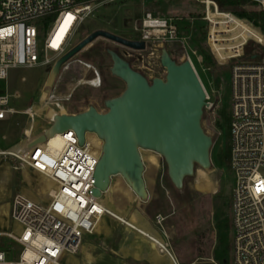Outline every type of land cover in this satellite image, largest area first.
Masks as SVG:
<instances>
[{"label":"built area","instance_id":"built-area-1","mask_svg":"<svg viewBox=\"0 0 264 264\" xmlns=\"http://www.w3.org/2000/svg\"><path fill=\"white\" fill-rule=\"evenodd\" d=\"M116 0H0V91L1 83L8 80L10 70L35 67H54L56 77L48 83L40 98L41 107L31 106L23 112L11 107L16 94L0 95V122L16 115L30 121L25 131H35V122L41 111H51L52 121L56 105H64L68 114L76 92L82 88L100 89L104 79L92 64L81 59L67 60L74 40L86 19L102 5ZM264 11V0H248ZM204 8L200 17L156 18L147 13L136 32L143 43H160L161 46H180L189 61V45L194 36L205 33L208 50L220 66L232 70L231 166L235 184L231 195L232 254L234 264H264V57H248L247 48L254 44L264 47V34L237 15L222 10L212 0H196ZM44 43L43 33L51 24ZM45 19H51L44 22ZM200 21L206 29L198 31ZM39 51L45 54L42 58ZM51 57H47V54ZM192 53L196 55V52ZM195 69V67H194ZM196 71V70H195ZM72 75L67 90L64 79ZM209 106L213 109L210 97ZM97 109V108H96ZM98 110V109H97ZM99 111V110H98ZM100 112V111H99ZM64 147L53 151L49 143L31 150L0 149V166L6 160H14L47 181L55 192H48L50 200L41 203L23 193L12 199L11 219L19 226V232L0 233L21 248L18 258L8 261L12 250L8 244L0 247V264H61L64 254L77 256L83 248L84 238L94 233L101 214L100 204L94 196L95 171L99 158L81 147L74 132L63 135ZM94 220V221H93ZM163 220L158 218V224ZM163 242V241H162ZM160 252L172 264H179L168 243H156Z\"/></svg>","mask_w":264,"mask_h":264},{"label":"rangeland","instance_id":"rangeland-1","mask_svg":"<svg viewBox=\"0 0 264 264\" xmlns=\"http://www.w3.org/2000/svg\"><path fill=\"white\" fill-rule=\"evenodd\" d=\"M147 13L156 18L186 19L200 17L204 14V8L196 0H116L100 6L80 28L67 60L81 59L92 64L104 79L103 87L80 88L68 106L69 113H82L91 105L100 113H106L105 101L116 98L125 91V83L111 74L113 64L107 54L108 49L122 54L123 58L132 64L134 70L149 80L166 78V71L160 64L161 49L167 48L171 51L172 58L178 63L186 61L182 59L185 51L180 46L168 47L161 46L158 42H142L135 26ZM54 19L55 16L47 32L42 34L40 44L44 43ZM196 27L200 32L206 29L200 21L197 22ZM255 29L260 31L258 27ZM205 33L206 31L202 33V37L194 36L188 52L197 75L210 97V103L215 107L205 110L202 120L204 131L214 141L211 150V168L203 170L197 167L194 177L188 178L183 190L179 191L168 176L165 160L155 153L144 151L142 156L145 163L159 168L154 172L157 182L156 187L152 186L153 197L147 203H143L119 183L118 193L110 190L98 201L100 204L107 202L113 209L125 213L129 219L136 215L139 222L153 229L163 242L170 245L179 264H218L214 256L217 246V218L226 214L232 220L231 195L235 184V175L231 166L232 70L231 67L220 66L216 62L206 46ZM138 43H143L144 46L137 48L135 44ZM192 51L196 52V55ZM256 54L258 61L262 60L264 47L257 50ZM39 56L44 58L45 54L39 51ZM51 56L47 54V57ZM71 76L67 75L64 79V92L70 84ZM55 77L54 67L13 69L9 71L8 80L1 83L0 95L16 94L17 97L12 100L11 107L19 112L31 106L40 108L42 93L46 85L52 83ZM56 109L58 114H68L64 105L56 106ZM40 115L41 117L35 122V131L31 134V139L25 137V131L30 126L27 117L16 115L1 121L0 149L25 151L51 126V111H41ZM215 121L217 124H214ZM29 134L30 131L28 136ZM88 140L99 143V140L91 135L88 136ZM261 172L264 176V170ZM51 191L55 192V189L50 190L45 178L27 167H21L14 160H6L0 166V233L19 232V226L11 219L12 199L16 194L23 193L37 202L48 203L50 200L48 192ZM158 218L163 220L162 225L158 224ZM139 222L137 223L141 226ZM230 238L232 246V234ZM8 243L6 239H0V247ZM147 245L149 247L150 243L138 238L112 216L106 215L102 217L100 226L94 233L84 239L80 253L77 256L64 254L60 263L160 264L157 262L160 258L151 260L144 257L141 248ZM8 247L13 252L8 255V261L16 260L21 248L14 243H9ZM154 252L163 258L166 257L158 247ZM137 253L139 258L136 256ZM230 258L231 264H234L233 254ZM161 261L162 264H172L168 258L167 261L163 259Z\"/></svg>","mask_w":264,"mask_h":264},{"label":"water","instance_id":"water-1","mask_svg":"<svg viewBox=\"0 0 264 264\" xmlns=\"http://www.w3.org/2000/svg\"><path fill=\"white\" fill-rule=\"evenodd\" d=\"M107 54L113 64L111 74L125 83V91L105 101L106 113L91 105L82 113L56 115L50 128L27 149L71 131L83 147L86 134H96L103 142L95 171L93 196L97 200L109 193L117 177L141 202L150 200L144 151L162 157L172 184L183 190L197 167L209 170L212 166L214 141L202 126L209 104L197 72L189 61L178 63L163 48L160 64L166 78L149 81L116 51L108 49Z\"/></svg>","mask_w":264,"mask_h":264},{"label":"trees","instance_id":"trees-1","mask_svg":"<svg viewBox=\"0 0 264 264\" xmlns=\"http://www.w3.org/2000/svg\"><path fill=\"white\" fill-rule=\"evenodd\" d=\"M83 1V0H79ZM216 2L222 10L233 12L242 20L252 23L253 26L258 27L264 34V11H262L257 4L248 0H212ZM51 19H45L44 22H49ZM254 44L248 49L247 56L252 57L256 54L257 50ZM171 54V51H169ZM172 55V54H171ZM203 55H205L203 53ZM205 60L206 58L205 55ZM223 217L217 218V246L214 252L215 261L218 264H231L232 246L230 243V236L232 234V220L228 215H222Z\"/></svg>","mask_w":264,"mask_h":264},{"label":"bare ground","instance_id":"bare-ground-1","mask_svg":"<svg viewBox=\"0 0 264 264\" xmlns=\"http://www.w3.org/2000/svg\"><path fill=\"white\" fill-rule=\"evenodd\" d=\"M56 106H59V105H56ZM60 115H62V114H60ZM30 135L31 134H29V136ZM89 135L96 137L99 140V143L95 142L93 140H88ZM47 143H49V147L53 151H57V152L61 151L64 147L63 135H57L54 138L50 139ZM87 143H88V153L93 157L99 158L102 155V149H103L102 140L96 134L88 133L87 134ZM47 182H48V187H50V190L55 189V187L51 181H47ZM96 210L101 214V217H100L99 221L97 222L95 229L98 226H100V220L102 219L103 216L105 217L106 215H110L113 217L114 220L118 221L120 224L127 227L131 233L136 234L138 236V238L143 239L148 244L150 243L149 247L147 245V246L141 248V250L144 251V257L145 258H150L151 260L152 259L157 260L160 258V259L167 261V258H161L156 252H154L155 248L157 246L156 243L163 244L162 240L158 236H156L154 234V232H152L148 228L139 226L137 223L139 221H138V218L136 215L132 216V218L129 219L126 217L125 213L120 212L116 209H113L109 204H107V202H103L102 204H98L96 207ZM136 256L139 258L138 253L136 254Z\"/></svg>","mask_w":264,"mask_h":264},{"label":"crops","instance_id":"crops-1","mask_svg":"<svg viewBox=\"0 0 264 264\" xmlns=\"http://www.w3.org/2000/svg\"><path fill=\"white\" fill-rule=\"evenodd\" d=\"M146 165V173H145V179H146V183H147V187H148V190H149V194H150V199L153 197V194H152V186L153 187H156V182H157V178H156V175H155V170H158L159 168H156L155 166H151L149 165V163H145ZM120 178V177H119ZM120 183V186H124V188H127L125 183L123 182L122 179L120 180H114L113 181V186L111 188V192H116L118 193L119 189H120V186H117L118 184ZM139 221V220H138ZM141 223V227H146L148 228L149 230H151L152 232H154V234L156 236H158V234L151 228H149L146 224H142V222H139ZM159 237V236H158ZM157 247V246H156ZM161 257V255H159ZM163 258V257H161ZM164 258H168L167 256L164 257ZM169 259V258H168ZM158 263L162 264V261L161 259L159 261H157Z\"/></svg>","mask_w":264,"mask_h":264},{"label":"flooded vegetation","instance_id":"flooded-vegetation-1","mask_svg":"<svg viewBox=\"0 0 264 264\" xmlns=\"http://www.w3.org/2000/svg\"><path fill=\"white\" fill-rule=\"evenodd\" d=\"M119 55H121L122 57H123V55L122 54H119ZM131 64V63H130ZM131 66H132V64H131ZM133 67V66H132ZM134 69V68H133ZM146 77V76H145ZM147 78V77H146ZM148 79V78H147ZM149 80V79H148ZM149 81H151V80H149ZM213 108H215V107H213ZM216 110L217 109H215V112H216ZM216 116V115H215ZM214 124H217V122L215 121V123Z\"/></svg>","mask_w":264,"mask_h":264}]
</instances>
